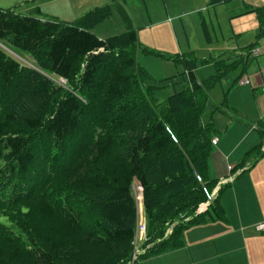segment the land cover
I'll return each mask as SVG.
<instances>
[{
	"label": "trees",
	"instance_id": "1",
	"mask_svg": "<svg viewBox=\"0 0 264 264\" xmlns=\"http://www.w3.org/2000/svg\"><path fill=\"white\" fill-rule=\"evenodd\" d=\"M115 5L127 29L104 39L90 30L110 3L71 22L0 7V264H129L134 184L145 220L138 258L179 249L185 229L226 219L219 197L227 184L196 212L203 188L217 183L207 161L219 131L201 115L210 90L245 59L168 56L183 66L187 86L161 102L136 61L130 17ZM255 11L262 37L264 15ZM208 62L215 72L200 80L197 65ZM221 108L237 113L226 95L212 112ZM257 130L260 142L239 166L264 154L263 122Z\"/></svg>",
	"mask_w": 264,
	"mask_h": 264
},
{
	"label": "crops",
	"instance_id": "2",
	"mask_svg": "<svg viewBox=\"0 0 264 264\" xmlns=\"http://www.w3.org/2000/svg\"><path fill=\"white\" fill-rule=\"evenodd\" d=\"M54 1L59 0H30L28 8L53 18L48 12H42L41 7L42 5H51ZM89 1L96 2V0L71 1L69 9L73 13L79 7H82L80 9H83L84 12L99 7L90 6L86 9ZM190 1H181L182 6L178 9V16L197 11V6L188 9L189 5L195 4ZM206 1L209 4V0ZM229 1L231 0L218 4ZM184 5H188L187 8H184ZM249 6V11L254 15L249 25L251 36L244 38L246 41L237 40L236 48L226 57H221V54L212 56L211 53L198 57L192 52L193 50L190 51L191 48L186 51L192 52L198 58L227 59L228 63L238 61L240 58L245 59L243 65L239 64L236 67L240 70L237 75L232 77L231 85L234 89L229 94L227 101L228 107L235 109L237 113L233 114L223 108L216 111L218 115L224 116L228 123H225L223 132L215 126L219 134L216 136L217 141L212 145V151L207 161L209 179L218 181L233 176L219 197L226 219L225 221H207L185 229L183 232L184 245L181 248L149 257L138 264H264V232H257L254 229L255 224L264 221V154L253 165L246 163L239 166L244 155L259 144L260 136L257 123H264V68L257 66L258 70L250 73L254 78L253 86L250 85L249 72H246L248 55L245 51L248 45L261 43L259 20L255 10L261 9L262 15H264V3L255 4L252 2ZM63 17L65 19H60V21L71 22L79 16L74 20H66L69 18L68 15ZM240 32H243V28L238 30V34ZM253 33L255 40L252 42ZM225 51L228 49H224ZM263 53L264 51L258 56ZM252 57L256 58L257 56ZM261 62L264 63V60ZM237 78H239L238 81H236ZM242 80H246V82L241 83ZM233 83L237 84L234 86ZM258 101L261 104H258ZM141 212L143 216V211Z\"/></svg>",
	"mask_w": 264,
	"mask_h": 264
},
{
	"label": "rangeland",
	"instance_id": "3",
	"mask_svg": "<svg viewBox=\"0 0 264 264\" xmlns=\"http://www.w3.org/2000/svg\"><path fill=\"white\" fill-rule=\"evenodd\" d=\"M71 1L83 2V0L54 1L51 5H42L41 11L48 12L55 19H65L63 16L68 15L69 18L66 20H74L86 11H82L83 9H80L82 7H79L76 12L72 13V10L69 9ZM181 1L189 0H96V2L89 1L87 7H85L87 9L90 6L112 4L113 8L110 15L90 30L98 38L104 39L122 33L127 29V25L115 5L116 2H120V6L130 17L132 28L136 31L140 44V48L135 52L136 61L151 76V84L157 87L155 96L161 102L172 93L178 92L187 86V78L182 74L183 66L180 63H175L168 56L185 53L191 48L190 51L193 50L192 52L198 57L207 56L210 53L212 56L221 54V57H226L229 52L234 51L236 48L237 40L246 41L244 38L251 36L249 25L254 15L249 11V5L252 2H255V4L264 3V0H231L224 4L209 5L206 0H191L190 2L195 4L189 5L188 9L197 6V11L190 14L183 13L178 16V9L182 6ZM29 2L30 0H0V7L11 8L18 14L49 18L44 16L45 14L38 13L35 9H29ZM187 6L184 5L183 7L187 8ZM163 19L164 21H162ZM240 28H243V32L238 34ZM254 40L253 33L252 42ZM144 48L152 52H148ZM207 48L211 49L207 51ZM224 49H228V51L224 52ZM251 57L252 55L248 54L246 72H249L250 85L253 86L252 80L254 78L251 77L250 73L256 69L258 70L257 66L264 68V63L261 62L264 60V53L256 58ZM20 61L26 63L21 58ZM239 70L240 68H235L229 71L210 90L209 99L201 115L204 122L212 120L222 132L228 120L224 116L212 112V106L213 104H219L224 99V95H226V101H228L229 94L234 89L231 85L233 82L232 77L237 75ZM214 72L215 68L212 62L198 64L196 68V76L200 80ZM60 82L62 83L63 80ZM236 84L233 83L234 86ZM258 102V104H261L260 101ZM137 186L134 184V191L137 190ZM136 202L138 205V222L136 224L133 251L135 264H138L147 258H138L144 250L142 246L145 242V220L141 212V201L137 199Z\"/></svg>",
	"mask_w": 264,
	"mask_h": 264
},
{
	"label": "built area",
	"instance_id": "4",
	"mask_svg": "<svg viewBox=\"0 0 264 264\" xmlns=\"http://www.w3.org/2000/svg\"><path fill=\"white\" fill-rule=\"evenodd\" d=\"M261 44L260 45H257L255 47H253L251 50H250V54L252 56H258L259 54H261L263 51H264V30H263V33H262V38H261ZM243 82H246V80H242L241 83ZM217 141V138L214 137L212 140H211V143L212 144H215ZM264 142V141H263ZM196 179L198 181H200V177L198 175H196ZM226 180H221L217 183V185L214 187V189L210 192H208L205 188H203V191L205 192V195H206V199L203 203H201L197 209L196 212H201L203 210H205L207 208V206L209 205L210 201L212 200V198L215 196L217 190L219 189L220 185L225 183ZM136 191V192H135ZM134 191V195H135V199H141V188L140 187H137V190ZM254 229L257 231V232H264V221L263 222H259L257 224H255L254 226Z\"/></svg>",
	"mask_w": 264,
	"mask_h": 264
}]
</instances>
